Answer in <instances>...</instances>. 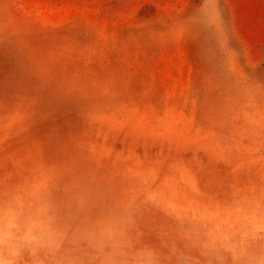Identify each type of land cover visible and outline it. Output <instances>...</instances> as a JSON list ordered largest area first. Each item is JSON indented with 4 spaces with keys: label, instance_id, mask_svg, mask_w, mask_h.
<instances>
[{
    "label": "rangeland",
    "instance_id": "rangeland-1",
    "mask_svg": "<svg viewBox=\"0 0 264 264\" xmlns=\"http://www.w3.org/2000/svg\"><path fill=\"white\" fill-rule=\"evenodd\" d=\"M264 264V0H0V264Z\"/></svg>",
    "mask_w": 264,
    "mask_h": 264
},
{
    "label": "bare ground",
    "instance_id": "bare-ground-1",
    "mask_svg": "<svg viewBox=\"0 0 264 264\" xmlns=\"http://www.w3.org/2000/svg\"><path fill=\"white\" fill-rule=\"evenodd\" d=\"M16 264V263H15Z\"/></svg>",
    "mask_w": 264,
    "mask_h": 264
}]
</instances>
